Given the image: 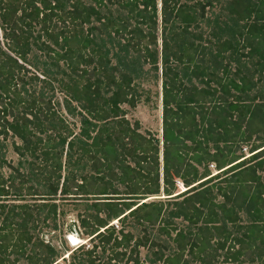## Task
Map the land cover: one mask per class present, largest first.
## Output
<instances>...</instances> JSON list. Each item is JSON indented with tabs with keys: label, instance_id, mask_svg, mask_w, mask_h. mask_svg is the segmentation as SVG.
Instances as JSON below:
<instances>
[{
	"label": "trees",
	"instance_id": "trees-1",
	"mask_svg": "<svg viewBox=\"0 0 264 264\" xmlns=\"http://www.w3.org/2000/svg\"><path fill=\"white\" fill-rule=\"evenodd\" d=\"M87 1L92 4L0 0V138L17 139L19 144L11 142L12 151L37 182L29 185V176L16 168H10L16 183L0 175V264L20 260L57 264V251L31 232L40 212L42 223L50 222L56 229L55 197L90 201L87 207L92 210L77 216V227L90 245L78 244L68 251V264H145L138 249L159 245L145 236L133 237L124 229L127 219L133 226L156 225L165 235L173 233L174 251L165 257L153 253L162 264H211L218 250L233 262L243 256V245L259 250V258L264 249V102L247 95L256 83L246 75L234 80L225 69L218 76L213 68L199 67L195 60L204 54V46L190 41L182 48L185 35L200 40L190 30L197 27L210 2L195 3L200 8L196 12L179 0H159V9L156 0ZM106 3L122 10L132 28L127 29L119 17L102 15L100 8ZM223 10L240 25L237 40L216 42L214 55L221 59L230 52L256 58L259 82L264 79V0H227ZM157 17L162 33L174 26L180 30L169 36L173 44L165 38L160 41L161 150L158 139L141 134L138 122L130 125L124 118L120 106H134L132 78L110 63L91 34L96 29L92 22L116 36L126 33L125 46L156 69L157 38L139 26L155 30ZM32 50L56 67L60 76L54 79L56 87L49 89L57 88L67 114L77 116V132L55 112L51 101L25 95V85L42 81L26 67ZM172 62L202 87L186 85ZM233 144L248 145L249 156L228 159ZM209 163L217 171L211 176ZM4 165L0 158V169ZM175 181L185 190L176 191ZM160 195L166 204L149 201ZM25 198L41 201L27 203ZM239 212L247 224L238 225ZM172 220H182L187 228H176ZM227 225L239 232L238 237ZM78 253L83 259L75 263ZM103 253L100 262L98 254ZM253 261L247 259L248 264Z\"/></svg>",
	"mask_w": 264,
	"mask_h": 264
},
{
	"label": "rangeland",
	"instance_id": "rangeland-1",
	"mask_svg": "<svg viewBox=\"0 0 264 264\" xmlns=\"http://www.w3.org/2000/svg\"><path fill=\"white\" fill-rule=\"evenodd\" d=\"M157 1V9H159V0ZM210 2L209 6H205L204 8V16L197 23V27L190 30V34L199 35L200 40H193L190 35H185L183 40H185L182 44V48L185 49L186 42L193 41L194 43H199L201 46H204V54L197 55L196 60L198 61L199 67L207 68L215 71V74L218 76H222V70L225 69L227 71V75L229 78L236 80L240 74L246 75L251 81L255 82V87L247 93L248 96L256 95L259 100L264 102V79L261 78L259 82H256L258 75L256 73V58L253 57H242L238 54H231L227 52L223 55L221 59L216 58L215 53V43L222 40H234L236 39L235 30L239 25L234 22L233 18L229 16L225 10H223L224 4L227 0H179L180 4H185L188 6H193L196 12L200 11L198 6H194L195 3L203 4L205 2ZM85 3H89V1L85 0ZM100 13L102 15L107 16L108 14L112 18H120L122 19V24L126 25L127 29H131L133 26V22L130 19L125 18V13L120 10L116 5L106 3L105 7L100 8ZM93 26L96 27L95 30L92 31V37L97 41V43L107 52V57L110 59V63L112 65L117 66L121 71L128 73L132 78V89H133V98H134V106L129 107L124 104L121 105V109L124 111V118L132 125L134 122H138L139 124V132L143 135L149 134L154 136L159 141V149L161 150V128H160V115H161V82L163 77L161 75L162 63H161V49H160V41L162 39H166L167 43L170 45L173 44V41L170 40L169 36L173 33L179 34L180 30L174 26V28L168 30L166 29L164 33H162V25L159 23V17H157V25L155 30L144 28L143 26H139L143 33L150 31L155 34L157 38L156 44V52L158 56L157 68L154 69L147 62L143 60V57L140 53L136 51H132L129 47L125 46V39L129 37L126 33H122L120 36L113 35L112 33H108L105 29H103L102 25L97 22H92ZM110 32V31H109ZM183 36V35H181ZM237 40V39H236ZM239 43L241 40L239 39ZM246 49L243 51V53ZM240 53H242L239 50ZM28 66L27 69L29 73H31L34 77L38 79H42V81H30L27 85H25V95H29L33 93L36 97L41 98L43 101L49 100L53 104L55 112L64 118L69 123V128L73 132H77L78 119L75 114L68 115L67 111H65L63 96L56 90L52 91L49 89L50 87H56L54 79L59 78V73L56 70L49 59H46L42 53L37 50H32V52L28 56ZM171 66H174L176 71L179 72L181 80L186 85H194L198 88L202 87V84L197 80L189 76L186 72V76H184V69L180 64L170 63ZM217 76V77H218ZM214 87V84H212ZM217 95V93H216ZM14 141L16 144H19L17 139H1L0 138V158L5 161V165L0 169V175L3 178L11 177L13 179V171L12 168L18 169L23 175L29 176L30 179H27V183L29 185L36 186L37 182H35V178L30 174V168L26 165V163L21 162L22 159L18 158L16 154L12 151L11 142ZM188 145V144H187ZM230 151H232L233 155L228 154L227 158L230 156H243L246 158L249 156L248 150L249 146L240 144L238 148H235V145L229 146ZM160 160V158H159ZM11 168V169H10ZM207 169L210 172V176L215 174V167L213 164H208ZM197 171L200 173L202 171V166L197 167ZM40 177V176H38ZM14 183L17 182V179H13ZM218 181V180H217ZM262 181L264 183V176H262ZM216 182V181H213ZM26 183V184H27ZM220 183V182H216ZM176 191L180 192L185 190L183 186L179 183V181H175ZM165 197L158 196L152 197L149 201H161L166 204ZM154 199V200H153ZM160 199V200H157ZM11 200V199H7ZM31 200L36 203H40V199H27L24 201L27 203H31ZM216 202H220L221 199L217 196L215 198ZM5 203V202H2ZM10 203V202H7ZM16 203H19L18 201ZM55 203L57 206V216H56V229L51 228L50 222L42 223L41 219L44 215L43 212H40L37 218L35 219L34 229L31 231L32 235L40 240L43 243H46L53 247L57 253L58 257L56 262L57 264H68L71 259L67 257L68 251L73 250L77 247L78 244H83L86 248L90 245L88 242V236L82 233V229H78L77 216L84 215V212L91 213L92 210L88 209L87 205L90 201H72L71 199H65L64 201H60L58 197H55ZM169 208V206H166ZM165 213L163 214V218L165 217ZM240 221L238 225H245L248 223V219L243 212L238 213ZM174 226L178 229H186L187 225L182 220H172ZM115 226H118V223L113 222ZM161 225V224H159ZM228 230L232 231V228L227 225ZM124 229L130 231L135 238L139 237H147L149 240L157 243L155 247H143L138 249L139 259L145 264H162L159 260L156 262L154 260L153 253H160L161 257L169 256L174 251V244L171 241L173 233L169 232V235H165L158 231L157 226L153 227H139L133 226L130 219L125 221ZM232 235L237 236L239 232L232 231ZM213 242V241H212ZM75 246H70V244H75ZM233 249H236L234 247ZM259 250L250 247L247 248L243 245L241 249V253L243 256L239 257L236 261L225 260L224 250L215 252V258L211 260V264H248L247 259L249 257L253 258V264H264V249L262 250L260 257L256 256V253ZM78 258L75 259V263L79 260L83 259L82 256L78 253ZM106 253L98 254V259L100 262L104 259ZM62 258H65L62 260ZM151 261H154L151 263ZM19 264H25L24 261L20 260Z\"/></svg>",
	"mask_w": 264,
	"mask_h": 264
},
{
	"label": "clouds",
	"instance_id": "clouds-1",
	"mask_svg": "<svg viewBox=\"0 0 264 264\" xmlns=\"http://www.w3.org/2000/svg\"><path fill=\"white\" fill-rule=\"evenodd\" d=\"M70 246H72V245L70 244Z\"/></svg>",
	"mask_w": 264,
	"mask_h": 264
}]
</instances>
